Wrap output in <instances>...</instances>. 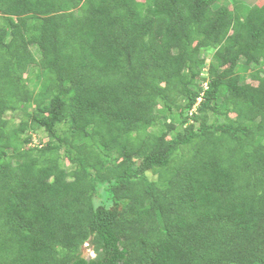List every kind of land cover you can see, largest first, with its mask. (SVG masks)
<instances>
[{"label":"trees","instance_id":"obj_1","mask_svg":"<svg viewBox=\"0 0 264 264\" xmlns=\"http://www.w3.org/2000/svg\"><path fill=\"white\" fill-rule=\"evenodd\" d=\"M227 1L0 0V264H264V4Z\"/></svg>","mask_w":264,"mask_h":264},{"label":"rangeland","instance_id":"obj_2","mask_svg":"<svg viewBox=\"0 0 264 264\" xmlns=\"http://www.w3.org/2000/svg\"><path fill=\"white\" fill-rule=\"evenodd\" d=\"M238 2H239V3H244V4H246V5L248 4V5H250V6H253V5L257 4V2H258L260 5L264 4V0H262V1H257V0H238ZM227 3H228L227 6H230V9H231V10L234 9L235 4L232 2V0H228ZM222 4H223L222 2H217V4L214 5L213 10L216 11L218 8H220L221 6H223ZM31 51H32V52H37V51H38V47H37V46H33V47L31 48ZM204 55H205V53H204ZM205 56H206V55H205ZM211 56H212V54L207 55L208 60L212 58ZM202 57H203V55H202ZM241 62H242V63H245V60L242 59ZM30 72H31V71H30ZM30 75H31V73H30ZM203 76L207 77V73L204 72ZM250 83H251V82H250V80L248 79L247 82H245L244 84H250ZM32 84H34V83H32ZM251 84H252V83H251ZM207 85H208V82L206 81V82L204 83V88H205V89H206ZM30 87H31L32 89L35 88L34 85H31ZM200 102H201V99L198 100V103H197V104L195 105V107L193 108L192 113H190V118H189V122L187 123V125L194 123V120L192 119L191 116H192V114H194L195 111H197V108H198V105H199ZM31 108H32V107H31ZM31 110H32V109H31ZM14 115L16 116V118H14V120H13V119L11 118L12 114H11V113L8 114L9 121H10L12 124H13V122H14V123H16V122L19 123V122L21 121V116H19V114H15V113H14ZM175 128H177V132H178V131H179L181 128H183V127L181 126L180 122H176ZM184 128H185V127H184ZM177 132L172 133V138L175 137V135L177 134ZM41 139H42L44 142H47V141H48L47 137H46V136H43V133H41V136H40L39 134H36V133H35V134H34V143H33L32 146H38V145L41 143V142H40ZM69 167H70V165H69ZM82 251H83V254H84L87 258H90V257L93 256V250H92V247H91V245H90L89 243H88V245L86 244V245L83 247Z\"/></svg>","mask_w":264,"mask_h":264},{"label":"clouds","instance_id":"obj_3","mask_svg":"<svg viewBox=\"0 0 264 264\" xmlns=\"http://www.w3.org/2000/svg\"><path fill=\"white\" fill-rule=\"evenodd\" d=\"M207 87H208V85H207ZM207 87H206V89H207ZM201 99V98H200ZM88 245V244H87ZM92 250H93V256L92 257H95L96 256V253H95V251H94V249L92 248ZM92 257H90V258H92Z\"/></svg>","mask_w":264,"mask_h":264}]
</instances>
